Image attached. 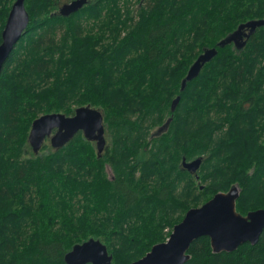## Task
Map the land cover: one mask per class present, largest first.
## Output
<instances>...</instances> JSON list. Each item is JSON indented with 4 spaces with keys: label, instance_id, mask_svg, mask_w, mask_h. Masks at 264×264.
<instances>
[{
    "label": "trees",
    "instance_id": "trees-1",
    "mask_svg": "<svg viewBox=\"0 0 264 264\" xmlns=\"http://www.w3.org/2000/svg\"><path fill=\"white\" fill-rule=\"evenodd\" d=\"M60 1L25 0L28 26L0 72V264H65L89 238L106 245L111 264L141 258L190 208L196 176L183 158L202 157L198 177L215 182L229 153L235 171L222 191L237 184L240 214L263 208L242 198L264 177V145L253 151L232 129L260 108L264 25L241 48L217 43L264 18V0H87L69 16L58 13ZM13 2L0 0V34ZM211 47L216 55L180 90L188 64ZM85 105L102 112L110 139L99 157L80 131L57 149L27 146L37 116ZM187 253L184 264H264V229L231 252H213L200 236Z\"/></svg>",
    "mask_w": 264,
    "mask_h": 264
},
{
    "label": "water",
    "instance_id": "water-1",
    "mask_svg": "<svg viewBox=\"0 0 264 264\" xmlns=\"http://www.w3.org/2000/svg\"><path fill=\"white\" fill-rule=\"evenodd\" d=\"M24 3L25 0H14L1 31L0 72L28 26L29 14ZM86 3L87 0H70L60 5L58 13L69 16ZM263 25L264 18L243 22L232 33L220 40L217 46L223 47L233 42L237 48H241L256 28ZM216 53V48L211 47L204 49L197 56L181 80L180 90H183L186 83L198 75L203 65ZM179 98L180 96L177 95L172 100L171 111H174ZM170 119L168 118L157 128V135L167 129ZM79 131L86 140L95 143L97 157H99L106 146L103 115L99 109L90 105L75 108L73 115L53 112L38 116L31 123L27 140L32 152L37 154L45 139L48 138L51 147L57 149L65 145ZM201 162L202 157L190 161L183 158L182 167L198 178L197 171ZM238 195V188L233 187L226 193H216L198 207L189 208L182 220L173 226L167 240L154 244L145 255L130 264H184L190 257L187 250L191 242L200 236L209 237L213 252H231L246 242L256 244L264 229V207L241 215L235 208ZM63 260L65 264H111L112 254L99 239L89 238L74 244L64 254Z\"/></svg>",
    "mask_w": 264,
    "mask_h": 264
},
{
    "label": "rangeland",
    "instance_id": "rangeland-1",
    "mask_svg": "<svg viewBox=\"0 0 264 264\" xmlns=\"http://www.w3.org/2000/svg\"><path fill=\"white\" fill-rule=\"evenodd\" d=\"M66 2H68V0H61L59 6L62 5L63 3H66ZM197 49H198V46L196 44L193 47V50H192L193 53L195 51H197ZM192 62L193 61H191L188 65L190 66ZM172 100H171V103H172ZM258 107H260V108L255 110V112L251 113V115L249 116V118H248L249 122H245V123H243L242 126L239 125V126L234 127V129H232L234 132H237V133H239V135H241V140L245 141L246 143L251 142V144H253V147H252L253 151L259 150V148H260L259 145H264V91H263V96L261 98L260 105ZM205 112H206V110H204V113H202L203 114L202 117H199L200 113L196 112L198 119H196L194 121V123L192 124L196 128V132H198L200 130V126H199L200 122L203 121L207 116ZM42 114H44V113H42ZM42 114H40V115H42ZM217 120L218 119L215 118V122H217ZM184 127L189 128L191 126H190V124L189 125L184 124ZM155 129H156V127L154 128V130ZM28 134H29V132H28ZM105 138H106V144L109 145L110 139L108 138V136H105ZM44 144L51 147L50 141L48 138L45 139V142L43 143V145ZM27 146H29L28 140H27ZM94 147H95V143H94ZM39 151H41V149ZM95 151H96V147H95ZM224 155H225L224 161H223L224 164L222 165V169H221L222 172H220L219 178H217V180L215 182H211L210 180L203 181L199 177L195 178V182H194L193 186L196 188V190H193V194L191 197L185 199V201H184L185 207L192 208V207H198V206L202 205L204 202L207 201L208 198H211L213 196L212 193L214 191H217V193L218 192H225L226 193L233 187H237L238 190L240 191L237 184L232 185L226 191H222V189H221V186L223 183H227V182L230 183L233 181L231 174H232V172L235 171L234 170L235 169V160L229 157V153H224ZM238 157H240L239 153L236 155L235 158H238ZM253 167L254 166L250 165V168H248L249 169L248 173H251L254 171ZM107 171H108V173H110V168L108 166H107ZM253 180H254L253 183H254L255 187L250 191V193L246 194L242 198L243 203L249 204V205H250V202L256 203V204H264V177L257 176ZM185 207H183V208H185ZM183 211H184V209L182 211L180 209L176 214L181 213V216H183L185 214V212H183ZM247 212H249V211H247ZM247 212H246V214H247ZM75 214H76V216L79 217L82 215V212L77 210ZM246 214H244V215H246ZM160 215L163 216L161 213H160ZM241 215H243V214H241ZM92 218H94V217H91V219ZM148 219L149 218H146L145 220H148ZM159 221H160V219L157 218V216H155V218H152L148 221V224L150 226V225H153ZM170 228L171 227H168V226L161 228V233H163V238L165 240H167L169 234L171 233V231L173 229V228L172 229H170Z\"/></svg>",
    "mask_w": 264,
    "mask_h": 264
},
{
    "label": "flooded vegetation",
    "instance_id": "flooded-vegetation-1",
    "mask_svg": "<svg viewBox=\"0 0 264 264\" xmlns=\"http://www.w3.org/2000/svg\"><path fill=\"white\" fill-rule=\"evenodd\" d=\"M60 7V6H59ZM245 37L243 36V39H244ZM234 44V43H233Z\"/></svg>",
    "mask_w": 264,
    "mask_h": 264
}]
</instances>
